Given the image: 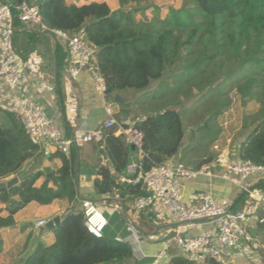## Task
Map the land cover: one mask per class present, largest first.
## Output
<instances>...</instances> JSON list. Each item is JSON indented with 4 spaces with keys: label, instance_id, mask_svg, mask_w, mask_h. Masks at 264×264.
<instances>
[{
    "label": "trees",
    "instance_id": "16d2710c",
    "mask_svg": "<svg viewBox=\"0 0 264 264\" xmlns=\"http://www.w3.org/2000/svg\"><path fill=\"white\" fill-rule=\"evenodd\" d=\"M22 1L0 3L15 7ZM26 1L37 7L42 24L49 29L84 35L94 49L107 94L144 89L151 80L158 81L132 109L120 112L143 133L146 169L178 155L176 163L190 169L211 163L215 159L211 148L222 131L219 117L230 107L232 90L242 106L251 101L257 105L244 114L243 129L248 133L238 145V158L264 165V0H176L163 16L155 0H118L115 9L104 1L81 5L65 0ZM13 13L17 11L13 9ZM168 70L176 71L163 79ZM102 135L97 143V147L103 146L98 150L100 159L107 158L116 173L122 172L130 149L112 130H103ZM37 147L16 115L0 109V178L20 171ZM56 155L61 159L56 170L27 172L14 185L0 184V204L7 212L6 216L0 214V227L12 226L13 215L30 202L48 205L66 199L72 210L77 207L73 179L76 152L72 148L68 155L63 151ZM98 173L100 178L94 180L98 194L116 190L124 205L143 194L137 186L117 182L106 165H100ZM41 175L45 180L35 186ZM83 218L82 209L61 215L59 226L50 229L52 241H38L17 264L134 261L129 243L94 237ZM168 264L222 263L207 256L198 260L175 255Z\"/></svg>",
    "mask_w": 264,
    "mask_h": 264
},
{
    "label": "crops",
    "instance_id": "0c3cea01",
    "mask_svg": "<svg viewBox=\"0 0 264 264\" xmlns=\"http://www.w3.org/2000/svg\"><path fill=\"white\" fill-rule=\"evenodd\" d=\"M65 1L76 5L91 1H104L111 9L118 6V3H114V7L111 6L113 5L111 0ZM14 26L13 43L15 49L22 56L26 77L25 83L20 87V92L30 95L40 103L61 129L64 137L72 139L71 137L75 136L76 143L72 140L69 145L60 148L49 141H42L37 145L33 157L25 161L20 171L10 178L15 177L18 182L20 176L27 172L44 171L45 169L56 170L61 166V159L56 153L63 151L68 155L73 148L75 152L78 151V163L73 173L74 182L76 179L78 185V199L77 207L74 210L71 209L72 204L66 199H56L48 205H40L36 202L25 205L13 215L14 224L12 226L0 227L1 252L11 251V248L23 237L29 240V245L26 247L24 243L21 251L15 256L19 257L26 251H31L38 241L49 244L53 238L52 231L36 226V222L41 219L47 222L69 211L82 209L81 201L89 199L104 212L108 219L103 236L130 244L134 256V261L132 260L133 262L130 264H152L155 255L163 249L165 242L174 233L177 224L173 223L167 214L164 211H159L158 208L152 207L137 212L133 209L132 201L124 205L118 199L116 190L106 194L96 193L94 180L100 178L98 173L100 165H106L108 172L116 178L117 182H124L122 179L124 173L123 171L116 173L109 165L107 158L100 159L98 150L101 148L97 147V143L88 133L101 128L103 121L107 118L105 105L111 107L113 116L118 121H130L120 113L122 107L129 101L116 103L114 102L115 94L129 99L133 93L140 92V95L138 94L140 98L142 94L155 89L158 83L151 88L147 86L140 90L127 89L113 92L106 94L103 98L95 89L88 71H80L75 79L69 77L66 72L67 53L61 39L53 33L54 36H51L45 33V30L21 23L18 20L15 21ZM10 100L11 93L0 80V109H6ZM130 122L132 123V121ZM81 129L86 133L80 131ZM247 133L248 130L239 127L234 133L228 134L222 128L219 138L211 148L215 155V159L212 161L214 175L183 179L182 199L185 204H197L198 192L208 191L224 206L239 210L249 198L241 186L257 187L264 193V181H261V178L256 174L250 175L240 184L231 183L221 177L224 165L238 157V145ZM186 143L187 136L183 139V144ZM130 154L131 150H129V156ZM178 158L179 155L174 156L168 163H176ZM44 180L45 176L41 175L34 185L40 186ZM49 185L51 184L49 183ZM109 199L113 201H108ZM0 208L2 209L0 214L6 216L7 212L3 209L4 204H0ZM248 224L252 239L239 249L228 251L227 264H264V203H258L256 212L248 219ZM202 227H207V224L203 223ZM190 233H195V230H191ZM175 255H180V251L173 244H169L164 256L157 264H168V260ZM15 259L17 260V258H13L11 261L12 264H17L22 258H19L16 263Z\"/></svg>",
    "mask_w": 264,
    "mask_h": 264
},
{
    "label": "built area",
    "instance_id": "2783aa9c",
    "mask_svg": "<svg viewBox=\"0 0 264 264\" xmlns=\"http://www.w3.org/2000/svg\"><path fill=\"white\" fill-rule=\"evenodd\" d=\"M13 9L17 14L13 13ZM35 26L40 30H48L61 39L67 53L66 72L75 79L80 71L89 72L95 89L104 98L106 84L98 68L93 47L84 35L71 34L60 29H49L41 22L37 7L23 0L13 7L8 3H0V80L11 93V100L6 110L18 118L25 134L31 143L38 145L49 141L63 148L76 138H65L61 129L47 114L44 107L30 95L20 92V87L26 81L24 62L13 43L14 23ZM107 118L101 128L88 133L96 143L103 139V130H112L115 136L122 137L125 145L131 150L122 178L124 182L137 186L143 193L136 196L133 209L137 212L158 208L164 211L177 227L171 237L165 242L163 249L158 252L152 264H157L164 256L169 244H173L180 255L188 258L202 259L211 257L216 261L227 264L228 251L239 249L252 239L248 219L254 215L258 203H264V193L257 187L241 186L248 195V201L239 210H231L217 201L208 191H200L198 203L187 205L183 202L182 180L198 176H213L214 164H203L199 168L190 169L177 163H163L145 168L143 133L133 126L130 121L120 122L113 116L109 105H105ZM85 132V130H80ZM99 148H103L100 144ZM256 174L264 178V165L251 162L248 159H231L224 165L221 177L231 183L240 184L250 175ZM83 221L87 231L96 238L104 234L108 219L104 212L91 200L81 201ZM203 223L207 227L203 228ZM46 220L37 221L36 226L43 227ZM195 230V233H190Z\"/></svg>",
    "mask_w": 264,
    "mask_h": 264
},
{
    "label": "rangeland",
    "instance_id": "374dc122",
    "mask_svg": "<svg viewBox=\"0 0 264 264\" xmlns=\"http://www.w3.org/2000/svg\"><path fill=\"white\" fill-rule=\"evenodd\" d=\"M110 2L113 3V5H111V4L110 5L114 7L115 6L114 3H118V0H111ZM155 2L157 3V5L160 6V15L163 16L168 11L169 5L174 4L176 2V0H155ZM146 13L149 14V11H147ZM137 18H140V14L137 15ZM175 71L176 70L166 71L162 78L163 79H169V77L172 76L175 73ZM157 83H158L157 80H155V81L152 80L150 82V84L148 85V87L151 88L152 86H155V84H157ZM139 93L140 92H136V93H133L132 95H130L129 99H126V101H129V103L126 104L124 107H122V110L127 109V108L132 109L135 99L139 98V96H138ZM230 96H231V104H230L229 109L223 115H221L219 117V122L221 123L222 128L228 134L234 133V131H236V129H239V127L241 129H243V125L245 123V120L243 118L244 114L250 113L251 111H254L255 108L257 107V105L253 101L246 103L245 106H242L241 102H240V98H239L238 94L235 93L234 90H232L230 92ZM122 110H120V111H122ZM225 122H227V123H225ZM11 178L10 177L0 178V184L9 185V181L11 180ZM24 243H25V246L28 247L29 240L25 239L23 237L21 240H19V242H17L15 244L14 247L11 248V251L3 253L0 250V264H12L11 261L13 260V258H17V260H18L19 258L23 259L27 255H29L33 251L34 248L31 251L29 250L30 251L29 254H27L29 251H26V253H25V254H27L26 256H25V254L24 255L21 254L22 256L20 255L19 257L15 256V255H18V253L21 251V249L24 246ZM17 260L15 259L14 262L16 263Z\"/></svg>",
    "mask_w": 264,
    "mask_h": 264
},
{
    "label": "water",
    "instance_id": "95a60500",
    "mask_svg": "<svg viewBox=\"0 0 264 264\" xmlns=\"http://www.w3.org/2000/svg\"><path fill=\"white\" fill-rule=\"evenodd\" d=\"M45 33L51 35V36H54L52 34V32L46 30ZM126 101V98H123L121 97L120 95L118 94H115L114 95V102L116 103H120V102H125ZM194 129H196L197 127H193ZM77 163H78V151H76V158H75V164H74V170H76V167H77ZM17 183V178H12L10 181H9V186L11 185H14ZM75 190H76V193L78 192V185H77V180L75 179ZM60 224V217L59 216H56L50 220H48L45 224V228L47 229H54L55 227H58Z\"/></svg>",
    "mask_w": 264,
    "mask_h": 264
}]
</instances>
